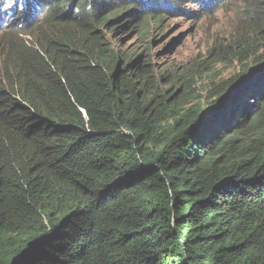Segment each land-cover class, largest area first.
I'll use <instances>...</instances> for the list:
<instances>
[{
    "label": "trees",
    "instance_id": "obj_1",
    "mask_svg": "<svg viewBox=\"0 0 264 264\" xmlns=\"http://www.w3.org/2000/svg\"><path fill=\"white\" fill-rule=\"evenodd\" d=\"M42 2L0 31V264H264V0L205 65L176 68L166 110L133 72L140 55L118 48L104 74L91 32L130 7L144 32L178 0ZM251 56L248 75L192 94L209 66Z\"/></svg>",
    "mask_w": 264,
    "mask_h": 264
},
{
    "label": "rangeland",
    "instance_id": "obj_2",
    "mask_svg": "<svg viewBox=\"0 0 264 264\" xmlns=\"http://www.w3.org/2000/svg\"><path fill=\"white\" fill-rule=\"evenodd\" d=\"M178 1L179 6L173 11L175 13H182V15L176 14L159 21H151L144 32H140L137 27V22L143 17V14H139L141 9H137V7H130L128 11L120 14V19L117 21L113 19L111 21V24L117 22L118 26H123V28L116 30L110 25L111 27L106 29L100 27L99 23H96L93 30L91 29V36L94 33H98L97 36L102 38L101 43L103 44L105 63L101 70L104 74L108 76L109 72L105 71L104 67L110 61H114L118 48L124 50V53L127 55H140V63L137 67L133 68V72L140 74L141 80H146V84L148 86L151 85L150 89L160 94L157 98L160 101L159 109L164 110L168 109L174 99L181 93L178 84L172 85L171 82V79L178 76V72H175L176 68L178 67L180 73L184 66L191 64L194 59H206L201 64V67L210 61L213 55H208V49L213 43L217 44L219 41L227 42V40H231L232 37L236 36L233 32L235 26V23L232 22L233 17L250 0ZM147 2L139 5L144 7ZM35 3H39L42 6L39 7ZM131 3H133L132 0ZM127 4L124 3L123 5ZM9 9L15 15L22 16L23 18L31 15V21H33L45 10V7H43L42 0H22L21 3L20 0L0 1V16L6 17L5 13ZM123 9L121 8L119 11H123ZM131 10L132 12H130ZM61 11L66 13L68 10L67 8H62ZM209 11L213 12L210 13ZM107 13L108 10L102 16L106 17ZM201 14L204 15L201 16ZM123 20L131 21L121 24ZM260 22L264 25L263 20H260ZM2 27L0 26V28ZM129 29L131 31H128ZM250 31L252 33L251 28ZM62 34L67 37L65 32H62ZM25 38L30 39L26 35ZM91 42L93 44V41ZM254 48L256 49L257 46L255 45ZM250 58L243 64H219L216 66L215 71H210L211 66H209L208 69L203 71L202 76L195 80L192 94L198 92L204 94L213 84L209 81L215 77L217 78L215 83H218L226 76L233 78L246 69L245 74L248 75L250 69L258 67L257 64H253L256 58L253 56ZM223 60H227L225 55H223ZM247 77L248 79H254L256 75L251 74ZM136 84L138 86V83ZM173 92L174 95H171ZM188 105L186 104L183 110Z\"/></svg>",
    "mask_w": 264,
    "mask_h": 264
},
{
    "label": "clouds",
    "instance_id": "obj_3",
    "mask_svg": "<svg viewBox=\"0 0 264 264\" xmlns=\"http://www.w3.org/2000/svg\"><path fill=\"white\" fill-rule=\"evenodd\" d=\"M0 1H3V0H0ZM22 2V0H20V3ZM35 5H38L39 7L40 6H42V5H40L39 3H35ZM45 5L43 4V7H44ZM45 9H46V6H45ZM43 12V11H42ZM41 12V13H42ZM209 12H211V11H209ZM41 13L38 15V18L41 16ZM177 14H179V15H182V13H177ZM240 14V13H239ZM239 14H236L233 18L234 19H236L237 17H238V15ZM176 15V14H175ZM5 16L6 17H4V16H0V26H3L2 28H0V31H3V30H5L7 27H9V25H10V23H11V21L12 22H17L16 21V19L17 18H19V17H21L23 20H22V24H24V22H26V24H28V23H34L37 19H35V20H33V21H31V15H29V17H25V18H23L22 16H17V15H15L13 12H12V10L11 9H9V10H7L6 11V13H5ZM18 20V19H17ZM247 23H248V25L249 26H252L254 23H252V21L251 20H247ZM123 28V27H122ZM250 28V27H249ZM117 30V29H116ZM22 36L25 38V34H22ZM26 36H28V35H26ZM3 46H4V43L2 42V43H0V54H1V51H2V48H3ZM1 60V59H0ZM120 153V152H119Z\"/></svg>",
    "mask_w": 264,
    "mask_h": 264
},
{
    "label": "water",
    "instance_id": "obj_4",
    "mask_svg": "<svg viewBox=\"0 0 264 264\" xmlns=\"http://www.w3.org/2000/svg\"><path fill=\"white\" fill-rule=\"evenodd\" d=\"M122 150H123V148H121V149L119 150V152H122Z\"/></svg>",
    "mask_w": 264,
    "mask_h": 264
}]
</instances>
